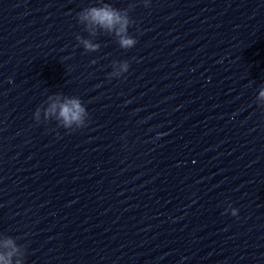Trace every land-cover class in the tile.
Instances as JSON below:
<instances>
[{
    "label": "clouds",
    "instance_id": "obj_1",
    "mask_svg": "<svg viewBox=\"0 0 264 264\" xmlns=\"http://www.w3.org/2000/svg\"><path fill=\"white\" fill-rule=\"evenodd\" d=\"M144 6H149V0H144ZM77 19L91 35H95L99 30L114 35L118 38V44L123 49H130L137 43L136 39L128 33V28L133 21L130 19L127 9H117L110 3L100 0V6L84 8L77 14ZM76 39L83 45L86 52H94L99 49V45L92 43L90 40L83 39L80 36H77ZM117 64L118 70L112 71L109 74V78H119L128 71L129 63L127 61L114 62V69ZM49 99L52 100L51 97ZM257 99L264 101V88L259 91ZM40 115L41 109L38 107L34 112V119L37 123L41 122ZM53 117H55L59 126L66 130L74 131L87 126L85 118L88 117V112L79 98H65L61 103L60 98L57 97L44 109L45 120H50ZM229 208L231 209V214L236 216L238 210L231 208V205H229ZM0 249H3L0 250V264H24L21 258H17L13 262V257L21 255L20 247L14 238L9 236L0 241Z\"/></svg>",
    "mask_w": 264,
    "mask_h": 264
}]
</instances>
